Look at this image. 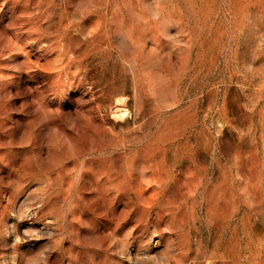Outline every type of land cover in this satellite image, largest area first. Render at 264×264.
<instances>
[{
	"label": "rangeland",
	"instance_id": "374dc122",
	"mask_svg": "<svg viewBox=\"0 0 264 264\" xmlns=\"http://www.w3.org/2000/svg\"><path fill=\"white\" fill-rule=\"evenodd\" d=\"M0 264H264V0H0Z\"/></svg>",
	"mask_w": 264,
	"mask_h": 264
}]
</instances>
